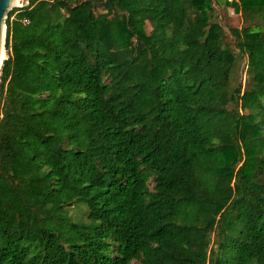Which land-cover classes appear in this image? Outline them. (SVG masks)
Returning <instances> with one entry per match:
<instances>
[{"label":"trees","instance_id":"trees-1","mask_svg":"<svg viewBox=\"0 0 264 264\" xmlns=\"http://www.w3.org/2000/svg\"><path fill=\"white\" fill-rule=\"evenodd\" d=\"M5 25L0 264H264V0H29Z\"/></svg>","mask_w":264,"mask_h":264},{"label":"rangeland","instance_id":"rangeland-1","mask_svg":"<svg viewBox=\"0 0 264 264\" xmlns=\"http://www.w3.org/2000/svg\"><path fill=\"white\" fill-rule=\"evenodd\" d=\"M214 20L217 21L222 26V28L224 29L225 36H226V40L229 42L233 41V37L229 33V28L240 27L242 25V18L239 13L234 12L231 7L225 8L220 5H215ZM145 30L146 32H149L150 27L146 25ZM5 57H6V52L4 48L2 59H4ZM244 64L245 62L243 59L237 62L236 72L234 73V76H233L234 82H242V84L246 83L247 74H246V68Z\"/></svg>","mask_w":264,"mask_h":264},{"label":"water","instance_id":"water-1","mask_svg":"<svg viewBox=\"0 0 264 264\" xmlns=\"http://www.w3.org/2000/svg\"><path fill=\"white\" fill-rule=\"evenodd\" d=\"M29 0H23V6H27ZM17 7V0H0V68L2 64V55L4 52V40H5V20L8 17L9 12Z\"/></svg>","mask_w":264,"mask_h":264},{"label":"built area","instance_id":"built-area-1","mask_svg":"<svg viewBox=\"0 0 264 264\" xmlns=\"http://www.w3.org/2000/svg\"><path fill=\"white\" fill-rule=\"evenodd\" d=\"M22 6H23V0H17V7L20 8ZM13 18H14V15L11 16V19H13ZM5 29H6V26H5Z\"/></svg>","mask_w":264,"mask_h":264}]
</instances>
